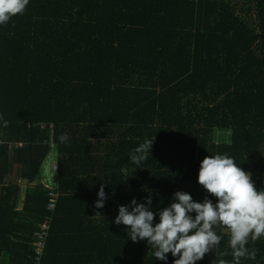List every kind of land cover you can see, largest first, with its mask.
<instances>
[{
  "label": "trees",
  "instance_id": "16d2710c",
  "mask_svg": "<svg viewBox=\"0 0 264 264\" xmlns=\"http://www.w3.org/2000/svg\"><path fill=\"white\" fill-rule=\"evenodd\" d=\"M241 1L0 0V264H264V0Z\"/></svg>",
  "mask_w": 264,
  "mask_h": 264
},
{
  "label": "built area",
  "instance_id": "2783aa9c",
  "mask_svg": "<svg viewBox=\"0 0 264 264\" xmlns=\"http://www.w3.org/2000/svg\"><path fill=\"white\" fill-rule=\"evenodd\" d=\"M48 204L46 207V210L49 212L54 211L55 205L57 203L58 194L56 192L51 191V189H48ZM51 223L50 220L46 219L40 226L39 230L35 234V240L33 247L35 249V252L37 254V258H41L44 248V243L48 237L49 231H50Z\"/></svg>",
  "mask_w": 264,
  "mask_h": 264
},
{
  "label": "rangeland",
  "instance_id": "374dc122",
  "mask_svg": "<svg viewBox=\"0 0 264 264\" xmlns=\"http://www.w3.org/2000/svg\"><path fill=\"white\" fill-rule=\"evenodd\" d=\"M235 0H231V2H232V4H233V2H234ZM242 3H244L245 2V0H242L241 1ZM241 2L239 3V4H241ZM246 4H248V2L246 3ZM245 6H243V7H241L242 9L241 10H245V8H244ZM129 16V15H128ZM242 16H246V17H248L247 15H242ZM249 18V17H248ZM249 19H246L245 21L248 23V24H250V22H251V20H249ZM54 153H52L51 154V156L53 155ZM49 157L48 158V164H47V166H45V170H48V166H53L54 164H53V161H52V157ZM44 168V167H43ZM50 172H52V169L50 170ZM248 178V175H245V179H247ZM233 189V188H232ZM231 199L233 198V196H234V190H232L231 191Z\"/></svg>",
  "mask_w": 264,
  "mask_h": 264
},
{
  "label": "crops",
  "instance_id": "0c3cea01",
  "mask_svg": "<svg viewBox=\"0 0 264 264\" xmlns=\"http://www.w3.org/2000/svg\"><path fill=\"white\" fill-rule=\"evenodd\" d=\"M48 164V163H47ZM47 164L45 166H47ZM45 166H44V170H43V178L45 180V183L48 184V183H52V176H51V173H50V166H48V170H45Z\"/></svg>",
  "mask_w": 264,
  "mask_h": 264
},
{
  "label": "clouds",
  "instance_id": "9594fccd",
  "mask_svg": "<svg viewBox=\"0 0 264 264\" xmlns=\"http://www.w3.org/2000/svg\"><path fill=\"white\" fill-rule=\"evenodd\" d=\"M16 147H21V145H17ZM51 168H50V170L52 169V172H50V173H54L55 171H56V167L53 165V166H50ZM43 170H44V168H43ZM54 176V175H53ZM54 180V178L52 177V181ZM246 180V179H245ZM48 185V184H47ZM48 189H50V187L49 186H46V190L47 191H49ZM50 231H51V227H50ZM50 231H49V234H50ZM49 234H48V237H47V239H46V241H45V243H44V248H43V252H44V250H45V246H46V242H47V240H48V238H49Z\"/></svg>",
  "mask_w": 264,
  "mask_h": 264
}]
</instances>
